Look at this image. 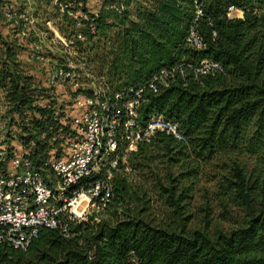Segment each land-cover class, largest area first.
I'll return each instance as SVG.
<instances>
[{"label": "trees", "instance_id": "obj_1", "mask_svg": "<svg viewBox=\"0 0 264 264\" xmlns=\"http://www.w3.org/2000/svg\"><path fill=\"white\" fill-rule=\"evenodd\" d=\"M85 4H53L59 33L72 42L69 60L113 91L165 72L168 86L140 110L176 122L187 139L156 134L127 157L128 173L114 175L103 212L72 225L68 239L40 229L25 251L0 246V264H264V0H101L95 13ZM229 7L241 17L228 16ZM1 10L2 0L0 23ZM191 30L199 46L187 42ZM15 46L5 44L0 90L9 113L17 115L10 125L19 131L24 157L45 173L49 159L60 156L68 129L52 98L48 105L36 103L50 96L20 70ZM203 60L219 70L196 73ZM219 155L231 161L221 184L247 211L244 222L213 233L189 228L186 195L177 184ZM243 156L252 161L248 173L237 162ZM155 204L166 209L160 222Z\"/></svg>", "mask_w": 264, "mask_h": 264}, {"label": "built area", "instance_id": "obj_2", "mask_svg": "<svg viewBox=\"0 0 264 264\" xmlns=\"http://www.w3.org/2000/svg\"><path fill=\"white\" fill-rule=\"evenodd\" d=\"M194 7L198 17L200 9L197 4ZM227 12L230 17L242 15L233 7ZM2 13L19 37H36L29 53L33 61H42L52 47L73 54L72 42L52 29L49 22L38 29L26 12L10 8ZM76 40L83 41L84 37L77 34ZM187 42L199 46L193 30ZM200 65L196 73L219 70L217 64L207 60ZM164 77L166 73L161 72L146 84L113 91L83 64L66 60L51 69L47 85L68 86L71 91L69 116L61 120L68 133L62 137L60 156L49 159L45 173L31 166L25 152L13 154L11 147L0 140V246L25 251L40 229L57 230L66 239L72 237V225L107 208L114 175L120 170L130 171L127 157L139 146L150 143L159 133L186 142L176 122L155 111L143 116L140 110L150 96L168 86Z\"/></svg>", "mask_w": 264, "mask_h": 264}, {"label": "rangeland", "instance_id": "obj_3", "mask_svg": "<svg viewBox=\"0 0 264 264\" xmlns=\"http://www.w3.org/2000/svg\"><path fill=\"white\" fill-rule=\"evenodd\" d=\"M53 4L50 0H2L1 12L10 8L22 10L34 18L38 29H42L45 22H49L52 29L55 30L58 29L60 18L54 10ZM100 5L101 0H86L85 7L89 12L95 13ZM77 15H81V13L78 11ZM35 40L36 37L33 35L25 39L19 37L15 29L3 20L0 23V67L5 61V44L15 43L16 61L20 70L25 75L32 77L35 84L39 85L40 88L47 90V95L50 96L39 98L36 103L48 105L52 98L55 102L54 107L62 113L63 119L70 113L71 91L68 86L49 87L46 83V77L54 66L69 60L73 55L52 47L51 52L47 51L43 54L44 59L42 61L35 62L29 58L31 42ZM86 46H83L82 50H85ZM82 54L84 55V52ZM8 108V103L0 90V140L7 147H11L13 154H22L25 151L16 139L19 131L13 123L10 125L11 119L13 122H17V115L10 114ZM250 160L246 156L237 158V162L240 163L246 173L249 172V167L251 168L252 161ZM230 162L225 155L216 156L204 164L201 162L197 167L198 170L193 167L194 171L191 176L177 184L178 191L181 189L186 195L182 204L184 213L188 217L189 228H201L203 231L213 233L216 229L225 231L234 229L244 222L247 211L244 207H240L239 204L228 199L227 191L223 189V183L221 184V177L227 174V166L231 165ZM158 173L159 176H163L164 171L159 170ZM171 173L176 176L178 171L176 168H171ZM156 205L153 209L154 219L155 222H160L164 218L166 209L162 205Z\"/></svg>", "mask_w": 264, "mask_h": 264}, {"label": "crops", "instance_id": "obj_4", "mask_svg": "<svg viewBox=\"0 0 264 264\" xmlns=\"http://www.w3.org/2000/svg\"><path fill=\"white\" fill-rule=\"evenodd\" d=\"M98 10V9H97Z\"/></svg>", "mask_w": 264, "mask_h": 264}]
</instances>
